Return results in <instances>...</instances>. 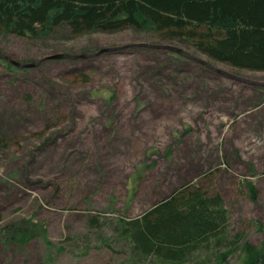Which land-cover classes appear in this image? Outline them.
Wrapping results in <instances>:
<instances>
[{"label": "rangeland", "instance_id": "374dc122", "mask_svg": "<svg viewBox=\"0 0 264 264\" xmlns=\"http://www.w3.org/2000/svg\"><path fill=\"white\" fill-rule=\"evenodd\" d=\"M150 44L176 46L264 83V71L213 61L167 33L73 34L59 26L45 39L0 34V53L22 63L118 48L28 68H7L0 58V139L7 141L0 144V228L30 219L51 242L40 235L5 242L0 233V264H146L110 216L138 217L189 181L217 191L231 230L260 244L254 222L264 227V84L230 79ZM245 180L258 190L255 202Z\"/></svg>", "mask_w": 264, "mask_h": 264}, {"label": "trees", "instance_id": "16d2710c", "mask_svg": "<svg viewBox=\"0 0 264 264\" xmlns=\"http://www.w3.org/2000/svg\"><path fill=\"white\" fill-rule=\"evenodd\" d=\"M59 26L73 34L128 27L167 33L190 42L213 61L264 71V0H0L1 35L45 39ZM243 183L255 202L258 190L250 180ZM110 218L117 219L113 229L126 240L132 255L146 264L198 260L227 264L232 256L238 264H264L263 225L254 222L263 235L259 245L246 239L243 231L233 232L222 196L192 181L138 217ZM23 221L0 228L5 242L25 244L40 235L51 244L41 223ZM89 222L102 225L95 218Z\"/></svg>", "mask_w": 264, "mask_h": 264}, {"label": "water", "instance_id": "95a60500", "mask_svg": "<svg viewBox=\"0 0 264 264\" xmlns=\"http://www.w3.org/2000/svg\"><path fill=\"white\" fill-rule=\"evenodd\" d=\"M142 45H145V44H133V46H142ZM148 47H152V48H155V49H165V50H168L170 52H174V53H176L178 55H181V56H183V57H185L187 59H190V60H192L194 62H197V63L207 67L208 69H210L212 71H215L216 73H219V74H221L223 76H226V77H228L230 79H233V80H237V81H240V82H246V83H250V84H254V85H258V86H262L264 84L262 82H254V81L242 79L240 77L232 75L231 73L227 72L226 70H221V69L215 68L211 64H209L207 61L197 59L194 56L190 55L188 52H186L183 49L178 48L176 46L163 45V44H155V45L150 44V46H148ZM114 49H118V48L117 47L104 48V49H101V50L96 51L94 53H82V54H77V55L58 53V54H53V55L46 56V57L38 60L34 64L30 63V62L22 63V62L15 61V60L9 58L7 55L2 54V53H0V58L6 60L8 63H10V64H12V65H14L16 67L28 68V67H31L33 65H37V63H40L44 59H79V58H85V57H88V56H91V55H94V54L102 53L103 51H109V50H114Z\"/></svg>", "mask_w": 264, "mask_h": 264}]
</instances>
